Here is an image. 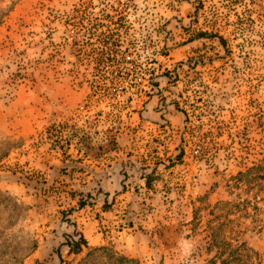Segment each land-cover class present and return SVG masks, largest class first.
<instances>
[{
	"label": "rangeland",
	"instance_id": "1",
	"mask_svg": "<svg viewBox=\"0 0 264 264\" xmlns=\"http://www.w3.org/2000/svg\"><path fill=\"white\" fill-rule=\"evenodd\" d=\"M262 160L264 0H0V264H264Z\"/></svg>",
	"mask_w": 264,
	"mask_h": 264
},
{
	"label": "trees",
	"instance_id": "2",
	"mask_svg": "<svg viewBox=\"0 0 264 264\" xmlns=\"http://www.w3.org/2000/svg\"><path fill=\"white\" fill-rule=\"evenodd\" d=\"M243 174V175H242ZM243 179L242 183L248 182V186L255 185L254 181H257L258 179L262 180V187L264 190V160H262L259 163H252V166H246L244 173H241ZM151 183L150 176L148 175L146 177V184L149 185ZM85 241L83 239V236L80 235L79 240L74 241L72 243L74 250L78 251L81 248V244H83Z\"/></svg>",
	"mask_w": 264,
	"mask_h": 264
}]
</instances>
